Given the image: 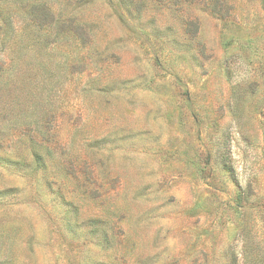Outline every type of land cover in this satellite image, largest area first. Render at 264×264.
<instances>
[{"label": "rangeland", "instance_id": "1", "mask_svg": "<svg viewBox=\"0 0 264 264\" xmlns=\"http://www.w3.org/2000/svg\"><path fill=\"white\" fill-rule=\"evenodd\" d=\"M0 264H264V0H0Z\"/></svg>", "mask_w": 264, "mask_h": 264}]
</instances>
